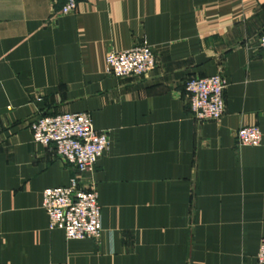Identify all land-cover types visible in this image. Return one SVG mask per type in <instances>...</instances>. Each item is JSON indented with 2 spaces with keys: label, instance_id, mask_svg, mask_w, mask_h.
Listing matches in <instances>:
<instances>
[{
  "label": "crops",
  "instance_id": "0c3cea01",
  "mask_svg": "<svg viewBox=\"0 0 264 264\" xmlns=\"http://www.w3.org/2000/svg\"><path fill=\"white\" fill-rule=\"evenodd\" d=\"M0 0V264H258L264 245V0ZM146 42L158 68L107 73ZM201 54L213 60L197 66ZM226 76V113L199 123L190 77ZM87 113L110 147L80 175L35 144L44 116ZM259 127L258 146L237 133ZM79 177L102 209L100 239L50 230L48 189Z\"/></svg>",
  "mask_w": 264,
  "mask_h": 264
},
{
  "label": "built area",
  "instance_id": "2783aa9c",
  "mask_svg": "<svg viewBox=\"0 0 264 264\" xmlns=\"http://www.w3.org/2000/svg\"><path fill=\"white\" fill-rule=\"evenodd\" d=\"M60 0H53L57 4ZM61 14L78 12L79 0H63ZM263 52L264 35L259 38ZM158 68L157 56L146 42L127 51L111 53L107 58V73L119 79L143 78ZM226 76L223 70L208 77H190L184 84L188 107L199 123L218 122L226 113ZM33 142L53 147L58 156L75 167L80 175L95 171L99 159L110 147L109 134L94 127L87 113H61L44 116L30 125ZM262 141L259 127L242 128L237 142L242 146H258ZM95 189L81 186L80 178L71 179L65 188L48 189L43 194V209L49 218L50 230H63L66 239H100L102 209ZM257 263L264 264V245L261 246Z\"/></svg>",
  "mask_w": 264,
  "mask_h": 264
},
{
  "label": "water",
  "instance_id": "95a60500",
  "mask_svg": "<svg viewBox=\"0 0 264 264\" xmlns=\"http://www.w3.org/2000/svg\"><path fill=\"white\" fill-rule=\"evenodd\" d=\"M214 57H210L208 56L207 54H201L197 59H196V62H197V66H201L211 60H213Z\"/></svg>",
  "mask_w": 264,
  "mask_h": 264
}]
</instances>
